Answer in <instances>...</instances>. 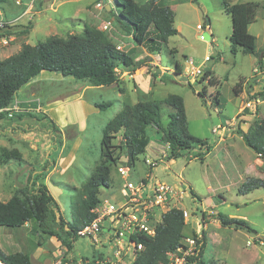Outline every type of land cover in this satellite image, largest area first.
<instances>
[{"label": "rangeland", "instance_id": "374dc122", "mask_svg": "<svg viewBox=\"0 0 264 264\" xmlns=\"http://www.w3.org/2000/svg\"><path fill=\"white\" fill-rule=\"evenodd\" d=\"M98 1L5 0L0 4V10L7 18L18 17L20 21L12 30L15 40L8 46L0 43V61L13 52L16 54V51L20 50L22 44L26 42L36 45L50 36L66 37L69 34H77L85 25L97 26L105 31L114 44L121 47V50L128 51L134 41L131 36L122 32L104 9L97 6ZM106 1L110 4L109 0ZM136 1L144 3L148 0ZM166 1L172 6L174 28L180 32L179 35L171 37L168 43L163 45L159 55L148 54L147 56L143 51L139 52L135 56V70L132 73L117 68L120 79L118 85L89 88L71 77L62 78L58 73L47 72L43 76L48 78H41L42 81L39 82L37 89L32 87L28 92L21 90L18 92L16 101L21 102L19 105L22 106V103L32 99L37 111L31 112L35 116H27L23 121H18L19 136L7 137L6 135L0 139L3 142L2 147L5 148L4 152H0V202H7L14 195L23 196L26 185L34 180L38 185L47 186L59 205L64 221L68 224L73 223L76 199L100 159L102 131L108 121L125 105L150 100L163 101L169 95L175 94L184 99L189 134L198 139L207 140L208 145H196L192 149L185 150L180 158L172 161L169 160L170 149L167 143L160 140L157 128L151 127L148 131L150 144L146 152L138 157L131 180L144 177L148 169H151L155 179L172 185L185 186L186 184L175 178V175L181 176L185 179L181 181L188 182L199 197L193 200L194 204L191 199H185L181 207L190 210L191 213L193 209L194 213L200 217L198 214L202 211L201 201L206 200L210 205L215 206V211L245 220L258 233L255 235L232 227L218 228L216 224H212L207 233V235L211 234V239L204 248L205 260L208 263L218 264H264V242H262L264 240V189H258L247 196H239L238 187L233 184L234 182L231 180L233 183H229L227 177L218 174L222 173L220 168L223 163L226 166V171L223 173H237V168L234 167L237 165L238 169L245 173L243 183L255 178L251 174L264 173V157H261L262 162H259L257 153L246 145L236 131L238 126L247 132L257 117L264 119V97L259 96L262 89L260 76L254 73V68L260 66L257 63L260 57L245 54L241 50H238L236 54L231 53L232 21L223 10V0ZM230 1L235 4L252 2L261 5L257 20L250 26V32L252 35H259L256 45L257 53L263 54L264 0ZM111 6L115 9L114 2ZM36 21L39 22L38 27L32 32ZM106 21H111V25L107 28H105L108 23ZM198 25L205 26L204 31L199 30ZM24 31L27 33L23 34ZM205 32L211 34L209 41L201 39V34ZM214 49L219 54L214 57V63L210 69L217 84L215 86L207 82L191 84L193 86L191 88L186 77L189 69L187 60L192 59L195 67H201L206 63L205 55L211 58ZM172 50H176V53H171ZM201 62L204 64L200 65ZM262 64H264V58ZM207 65L208 62L205 68ZM164 68H168L167 71H164ZM177 68L180 74L175 73L178 71ZM131 75L135 77L130 78ZM247 80L249 81L246 82ZM242 88L247 90L249 97L247 101L259 99L260 102L246 108L242 117L238 118L241 101L237 98L235 89L239 91ZM83 89L85 95L81 96ZM204 89L206 104L197 94L198 90L201 92ZM217 93L220 100L218 104L214 100ZM103 102L113 104L107 110L101 111L95 104ZM39 107L42 108V112L38 111ZM61 107L65 110L62 116L64 124L59 128L54 122L58 130L54 133L46 131L44 129L46 121L42 119V116L49 114L43 110L49 111L51 108ZM161 112L162 122L166 126L169 121L168 115L174 111L169 106L163 105ZM51 114L56 116L53 112ZM56 118L59 119V115ZM233 119H236L233 126L236 142L232 143L230 140L226 142L228 146L233 147L230 149L231 155H226L221 151L224 145L215 148L221 130L217 134L213 130L220 126L230 127ZM27 128H31L34 132V136L30 139H25L24 131ZM48 135L51 137L49 138ZM120 141L121 138L118 137L115 143L118 144ZM49 143L53 151L51 146L46 147ZM34 145L39 151L32 148ZM208 147L216 152L210 155L211 158L205 160ZM50 150L51 154H48ZM123 157L122 161L125 162ZM161 160L166 164L160 162ZM57 161L61 168L47 175L50 178L45 181L43 175L48 173L46 168L50 171ZM152 162L158 164L154 170L150 167ZM167 164L169 166L164 169ZM214 173L219 177L214 176ZM122 184L123 181L117 175V170L113 168L111 186L102 188L99 198L109 197L110 193L119 195L117 190ZM220 198L222 200L225 198L227 202L221 204ZM192 221L191 218L190 223ZM27 225L16 229L0 227L1 253L4 255L23 253L31 260H36L35 256L38 255L39 262L33 261L34 264H41V260L51 259V254L55 255V252L59 257L61 242L56 237H46L42 241L35 225L33 223ZM109 225L110 221L107 220L104 227L108 228ZM187 227L185 233L190 234V227ZM195 227H199L198 233L204 232V225L200 220ZM40 242L41 245H39ZM101 253V250L96 249L89 238H78L73 243L69 259L78 262L82 258H87L92 262ZM60 257H63V254Z\"/></svg>", "mask_w": 264, "mask_h": 264}, {"label": "trees", "instance_id": "16d2710c", "mask_svg": "<svg viewBox=\"0 0 264 264\" xmlns=\"http://www.w3.org/2000/svg\"><path fill=\"white\" fill-rule=\"evenodd\" d=\"M4 2L5 0H0V4ZM113 2L115 9L107 11L104 8V11L114 19L115 24L125 35L131 36L136 46L145 48L149 54L160 53L163 45L167 44L171 37L179 35L178 30L174 28L173 13L167 7L158 6L157 0H148L144 3L136 0H113ZM260 8L261 5L258 3L231 4L229 0H223V10L232 21L230 36L232 54L241 50L245 54L256 55L260 57L258 64L262 67L264 53H257V38L249 32V26L256 21ZM26 33L27 31L23 32ZM135 54V48L128 51L118 49L105 31L89 25H85L77 34H69L66 37L50 36L36 45L24 43L16 54L0 61V110L11 106L18 92L43 71L71 77L76 82L90 87L118 85L120 79L117 68L128 73L133 72L136 63ZM213 59L211 57V60ZM205 82L212 86L217 84L210 68L205 70L198 84ZM189 86L193 88L191 84ZM261 86L259 96L263 98L264 84L262 83ZM235 93L238 94V90L235 89ZM197 94L206 104L205 89L201 92L198 90ZM214 98L218 104L219 93ZM112 104V102H103L95 105L104 111ZM163 105L169 106L174 111L168 115L169 121L166 126L162 122ZM22 117L15 114L10 119L6 112L0 113V133L5 119L18 121ZM42 119L46 121L44 126L46 131L54 133L58 130L54 121L48 116L44 115ZM151 127H156L160 140L170 145L169 160L180 158L185 150L192 149L196 145H208L207 140L189 134L185 102L181 96L173 94L163 101L150 100L125 105L108 121L102 131L100 159L76 199L73 223L68 224L64 221L59 205L47 186L38 185L31 180L24 188L23 196L14 195L7 202H0V227L16 229L24 227L27 223H33L42 241L46 237H56L66 252L70 253L73 243L78 239L77 231L92 222L95 217L91 210L100 201V190L111 186V170L119 164L123 156H126L123 158L128 160L129 165L136 166L138 157L146 152L150 144L148 131ZM236 131L247 146L264 157L263 118L257 117L247 132L238 126ZM118 137L121 141L116 144ZM46 172H50L48 168ZM48 173L43 175L44 179ZM258 189H264V179L251 178L238 188V195L245 196ZM190 197L193 204L195 203L193 200L199 198L193 191H190ZM207 219H217L223 227L242 229L258 235L245 220L229 218L221 213L209 216ZM185 226L181 210L173 209L164 214L154 236L136 237L138 243L143 245V249L138 252L134 264H169V254L175 253L185 238ZM202 241V247L197 255L188 259V264H216L204 260L205 237ZM41 244L40 242L39 245ZM0 255L8 264H32L31 258L23 253L4 255L0 251Z\"/></svg>", "mask_w": 264, "mask_h": 264}, {"label": "built area", "instance_id": "2783aa9c", "mask_svg": "<svg viewBox=\"0 0 264 264\" xmlns=\"http://www.w3.org/2000/svg\"><path fill=\"white\" fill-rule=\"evenodd\" d=\"M97 6L101 9L106 8L103 1L98 3ZM19 21L20 18H6L0 10V43L2 45L8 46L15 40L12 30L18 25ZM110 25L111 22H108L105 28ZM198 29L204 31L205 26L198 25ZM205 34H201L202 40H205ZM208 34L211 35L209 32ZM120 48L118 47V49ZM205 60L207 63L211 58L206 57ZM187 62L189 65L186 75L187 83L198 84V77L205 74L206 63L201 67H195L192 59H188ZM254 73L260 76L259 80L261 84H264V69L257 66L254 68ZM259 102V99L247 101L240 114L242 115L246 108L259 104ZM19 104L15 100L11 106L0 110V113L6 112L7 117L11 119L15 114L21 112L22 107ZM221 129L223 127H217L213 132L217 134ZM167 147L170 149L168 143ZM257 156L260 159L263 157L261 154H257ZM122 160L115 166L117 175L123 181V184L117 190L119 195L110 193L109 197L100 198V201L91 210L95 216L92 222L86 224L76 233L77 238L87 237L96 249L101 250L102 253L94 259L93 264H134L138 252L143 249V245L138 243L136 237L142 235L154 236L164 214L173 209H178L183 212L186 222L192 218L191 211L181 207L185 199H191L190 188L161 182L155 179L151 169H148L144 177L131 180L135 166L129 165L126 158L125 162ZM160 162L166 164L163 160ZM150 165L153 170L158 166L156 162H152ZM107 220L110 221V225L105 228L104 224L107 223ZM195 235L197 237L184 238L178 250L169 254V264H188V259L197 255L203 245V236L198 232ZM66 254L65 252L61 260L55 264H76V262L67 259ZM87 262L90 261L87 260L84 264ZM0 264H8L1 255Z\"/></svg>", "mask_w": 264, "mask_h": 264}, {"label": "crops", "instance_id": "0c3cea01", "mask_svg": "<svg viewBox=\"0 0 264 264\" xmlns=\"http://www.w3.org/2000/svg\"><path fill=\"white\" fill-rule=\"evenodd\" d=\"M113 2V0H109V3H110V6H111V3ZM138 2V1H137ZM229 2L231 3V1L229 0ZM95 4H96V2H95ZM157 4H158V6H160V7H167V8H169L170 10H171V12L173 13V9H172V6L170 5V3L168 2V1H166V0H157ZM231 4H235V3H231ZM41 6V5H40ZM96 7V6H95ZM111 9H112V6H111ZM2 11V10H1ZM38 11H40V10H38ZM99 16V15H98ZM6 17V16H5ZM7 18V17H6ZM16 18H18V17H16ZM8 19H14V18H8ZM257 20V19H256ZM106 22H111V21H106ZM38 23L39 22H35V24H34V28L32 29V32H33V30H35L37 27H38ZM209 25L211 26V23H210V20H209ZM251 26V25H250ZM250 26H249V32H250ZM208 28H209V30L211 31V29H210V27L208 26ZM179 32V31H178ZM180 33V32H179ZM251 33V32H250ZM252 34V33H251ZM254 35V34H253ZM211 36V35H210ZM256 38L257 37H259V35L257 34V35H254ZM26 44H29L28 42H26ZM31 45V44H30ZM230 46H231V43H230ZM131 48H135L136 49V54H135V56H137V54L140 52H144L147 56H148V51L145 49V48H143V47H140V46H136L135 44H133L131 47H130V49ZM19 51V50H18ZM18 51H16V53L18 52ZM217 52V55L219 54V52L218 51H216ZM14 53V52H13ZM13 53L11 54V55H13ZM171 53H176V50H172L171 51ZM206 53H208V51H206ZM232 53V52H231ZM156 54H158L159 55V53H156ZM10 55V56H11ZM151 55V54H150ZM9 57V56H8ZM153 57V56H152ZM206 57H209L207 54L205 55V58L204 59H206ZM135 58V57H134ZM135 60V59H134ZM136 60H139V59H136ZM206 61V60H205ZM204 61V62H205ZM213 61V60H212ZM213 63H214V61H213ZM257 63H258V61H257ZM202 64H204L203 62H201L200 63V65H202ZM264 67V64H262V68ZM166 69H168V68H164V71H167ZM48 71H43L38 77H36L35 79H33L32 81H30L26 86H24L22 89H21V91H23V92H28L29 90H30V88L32 89V87H34L35 89H37V87H38V84H39V82H41L42 80H41V78H43V77H46V78H48V76H43V74L44 73H47ZM177 71H175V73H176ZM130 73H132V72H130ZM50 74H54V73H50ZM177 74H180V70H179V73H177ZM61 75V74H60ZM62 76V75H61ZM135 77V75H131L130 76V78H134ZM62 78H65V77H63L62 76ZM247 82V81H246ZM258 85V84H257ZM261 85V84H260ZM85 87H89V88H94V87H90V86H85ZM82 95H85L84 94V89L82 90V94H81V96ZM237 98L241 101V106H240V108H239V115L237 116L238 118H241L242 116H241V114H240V111H241V109L245 106V103L247 102V99L249 98L248 97V94H247V90L245 89V88H242V90L240 89L239 91H238V94H237ZM35 101V100H34ZM20 102V101H19ZM21 103V102H20ZM26 104V106H24ZM32 105H34V102H33V100L31 99H28L25 103H22V110H21V112H19L18 114L20 115V116H23L20 120L21 121H23L24 120V117H27L28 115L27 114H32L33 116H35L33 113H31V112H35V111H37V107L34 105V107L32 106ZM41 109V110H40ZM38 111H41L42 112V108H39V110ZM44 112L46 111L47 112V114H49L48 115V117L50 118V119H52L54 122H56V124L58 125V127L59 128H61L62 127V125L64 124V122H63V118H62V116H63V114L65 113V110H64V108H51L49 111L48 110H43ZM43 112V113H44ZM51 112H53V113H55L56 114V116H54L53 114H51ZM58 115H59V119L58 118H56V117H58ZM187 118H188V115H187ZM19 121V120H18ZM18 121H12V120H10V119H5L4 121H3V129H2V132L0 133V139H1V137H3L4 138V136H6L7 135V137L9 136V135H12V136H14V135H18V133L20 132V128H19V122ZM235 121H236V119H233V121H232V123H231V125H230V127H224V126H221V127H223V129H221V131L219 132V134H218V138H217V141H216V144H215V148H218V147H220V146H223L222 147V149H221V151L223 152V153H225L226 155H228V154H230V149H232L233 147H231V146H228L227 144H226V142L228 141V140H230L232 143H234V142H236V137H235V135H234V131H235V129L233 128V126H235ZM24 135H25V139H30V137L31 136H34V132H33V130L31 129V128H27L25 131H24ZM19 136V135H18ZM49 136V138L51 137L50 135H48ZM240 138L242 139V136H240ZM49 140H51V139H49ZM53 140V139H52ZM243 140V139H242ZM1 141V140H0ZM225 143V144H224ZM2 144H3V142L1 141V143H0V152L2 153V152H4V150L3 149H5L4 147H2ZM47 146H51V150H52V145H51V143H49V145H46V147ZM32 148L34 149V150H38L39 151V149H38V147L37 146H32ZM208 150H207V153H206V155H205V160L207 159V158H211L210 157V155L211 154H214L216 151H213L212 150V148L210 149L209 147L207 148ZM51 150L50 151H48V154H51ZM53 151V150H52ZM231 155V154H230ZM58 160V159H57ZM257 160L259 161V162H262V159H260V158H258L257 157ZM173 161V160H172ZM171 161V162H172ZM53 163V162H52ZM234 164H236L235 163V161H234ZM59 166V167H58ZM167 167L169 166L168 164L166 165ZM166 166L164 167V169H167L166 168ZM234 167L235 168H237V173H223L224 171H226V166H225V164L223 163L222 164V166H221V172L222 173H218V174H221L223 177H227L228 178V181H230L229 183H231L232 181L234 182H232L236 187H238L239 188V185H241L242 183H243V180L242 179H244V174L245 173H243L242 171H240L239 169H238V166L237 165H234ZM61 167H60V165H59V161H57L56 162V165L54 166H52L51 168H50V172L51 171H53L52 173H50L49 172V174H48V176L50 175V174H53L55 171H57V170H59ZM55 170V171H54ZM251 174V173H250ZM214 176H216L217 174L216 173H214L213 174ZM252 176H255V178H260V179H264V178H262L263 176H264V173H254V175L253 174H251ZM47 176V178L45 179V181H47L50 177H48ZM218 177H219V175H217ZM175 178H178L179 180H180V182H182V183H184V184H186L185 186L186 187H188V188H190V190L191 191H193V189L191 188V185L188 183V182H186V181H181V179H184V178H182L181 176H176L175 175ZM241 179V180H240ZM185 180V179H184ZM232 180V181H231ZM33 182H34V180H33ZM194 192V191H193ZM249 195V194H248ZM239 196H242V195H239ZM245 196H247V195H245ZM221 199V204H225V202H227V200L225 199V198H223V200H222V198H220ZM201 205H202V211H201V214H198V215H200V217H198L195 213H194V211H193V209H192V219H193V221L190 223V221H188V222H186L185 224H186V226H185V228L188 226V227H190V234H186L185 233V230H184V233H185V238H187V237H192V236H194L197 232H198V228L199 227H195L196 226V224L198 223V221L200 220L202 223H203V225H204V227H203V229H204V232L202 233V236H204L205 237V239H206V245H207V242H208V240H210L211 239V234H209V235H207V233H208V230H209V227L212 225V224H216V227H218V228H224V229H228L229 227H223L222 226V224H221V222L219 221V220H217V219H212V220H208L207 218H209V216H212V215H216L217 213H219V212H217V211H215L214 209H215V206L213 205H210V203L208 202V201H206V200H203V201H201ZM204 214H207L206 215V217L204 216ZM229 218H235V216H228ZM28 224V223H27ZM25 225V226H28V225ZM187 227V228H188ZM261 243V242H260ZM205 245V246H206ZM59 248H60V255H59V257H57L56 256V253L57 252H55V255H53V254H51L52 255V258L51 259H49V260H41V264H55L56 262H58V261H60L61 260V258L62 257H60L61 256V254H63L64 255V253L66 252V250L63 252V247H61V245L59 246ZM61 251H62V253H61ZM67 253V252H66ZM69 254L70 253H67L66 254V258H68L69 259ZM67 255H68V257H67ZM204 255H205V253H204ZM203 255V257H204V260H205V256ZM38 255H37V257L35 256V259L36 260H31L32 261V264H34L33 263V261H38ZM95 258V257H94ZM88 259L87 258H82L80 261H78V262H76V264H84V262H86ZM206 261V260H205ZM39 262V261H38ZM93 262V261H92ZM91 261L88 263H86V264H93ZM216 264H218V263H216Z\"/></svg>", "mask_w": 264, "mask_h": 264}, {"label": "water", "instance_id": "95a60500", "mask_svg": "<svg viewBox=\"0 0 264 264\" xmlns=\"http://www.w3.org/2000/svg\"><path fill=\"white\" fill-rule=\"evenodd\" d=\"M103 3L106 4V9H107V11H110V10H111V6H110V4H107V1H106V0H103ZM204 38H205V40L209 41V40H210V35H209L208 33H206V34L204 35ZM216 55H217V52H216L215 49H214V53H213V55H212V58H214ZM212 65H213V61L210 60V61L208 62V65L206 66L205 70L209 69ZM202 77H203V75H201V76L198 77V79H197V82H198V83L201 81V78H202Z\"/></svg>", "mask_w": 264, "mask_h": 264}, {"label": "clouds", "instance_id": "9594fccd", "mask_svg": "<svg viewBox=\"0 0 264 264\" xmlns=\"http://www.w3.org/2000/svg\"><path fill=\"white\" fill-rule=\"evenodd\" d=\"M211 37V36H210ZM197 85V84H196Z\"/></svg>", "mask_w": 264, "mask_h": 264}]
</instances>
